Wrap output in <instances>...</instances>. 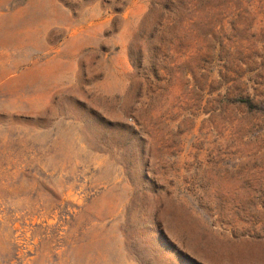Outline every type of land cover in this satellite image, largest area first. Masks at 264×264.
<instances>
[{"label":"rangeland","instance_id":"rangeland-1","mask_svg":"<svg viewBox=\"0 0 264 264\" xmlns=\"http://www.w3.org/2000/svg\"><path fill=\"white\" fill-rule=\"evenodd\" d=\"M0 264H264V0H0Z\"/></svg>","mask_w":264,"mask_h":264},{"label":"trees","instance_id":"trees-1","mask_svg":"<svg viewBox=\"0 0 264 264\" xmlns=\"http://www.w3.org/2000/svg\"><path fill=\"white\" fill-rule=\"evenodd\" d=\"M233 103H240L246 105L249 109L255 108V105L249 99H238L233 101Z\"/></svg>","mask_w":264,"mask_h":264}]
</instances>
